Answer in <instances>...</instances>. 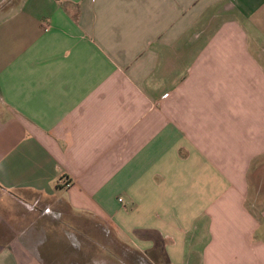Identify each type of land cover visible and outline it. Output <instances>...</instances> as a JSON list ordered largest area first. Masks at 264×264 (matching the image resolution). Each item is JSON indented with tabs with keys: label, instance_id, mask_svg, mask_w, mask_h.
<instances>
[{
	"label": "crops",
	"instance_id": "1",
	"mask_svg": "<svg viewBox=\"0 0 264 264\" xmlns=\"http://www.w3.org/2000/svg\"><path fill=\"white\" fill-rule=\"evenodd\" d=\"M6 2L0 264H264V0Z\"/></svg>",
	"mask_w": 264,
	"mask_h": 264
},
{
	"label": "built area",
	"instance_id": "2",
	"mask_svg": "<svg viewBox=\"0 0 264 264\" xmlns=\"http://www.w3.org/2000/svg\"><path fill=\"white\" fill-rule=\"evenodd\" d=\"M42 26H43V28H44L45 31H47L49 29V26L46 25V23H43ZM60 183H63V186L65 188H69L70 187V183H68L67 181L60 180Z\"/></svg>",
	"mask_w": 264,
	"mask_h": 264
},
{
	"label": "trees",
	"instance_id": "3",
	"mask_svg": "<svg viewBox=\"0 0 264 264\" xmlns=\"http://www.w3.org/2000/svg\"><path fill=\"white\" fill-rule=\"evenodd\" d=\"M13 1V0H12ZM11 0H10V2H6V3H4L3 5H2V7H1V9H6V8H8L9 7V4L12 2ZM15 1V0H14Z\"/></svg>",
	"mask_w": 264,
	"mask_h": 264
},
{
	"label": "rangeland",
	"instance_id": "4",
	"mask_svg": "<svg viewBox=\"0 0 264 264\" xmlns=\"http://www.w3.org/2000/svg\"><path fill=\"white\" fill-rule=\"evenodd\" d=\"M100 244H101V242H100Z\"/></svg>",
	"mask_w": 264,
	"mask_h": 264
}]
</instances>
